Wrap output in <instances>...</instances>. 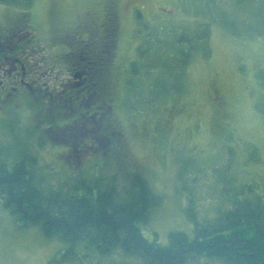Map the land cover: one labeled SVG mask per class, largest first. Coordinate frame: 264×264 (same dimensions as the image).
<instances>
[{
	"label": "rangeland",
	"instance_id": "1",
	"mask_svg": "<svg viewBox=\"0 0 264 264\" xmlns=\"http://www.w3.org/2000/svg\"><path fill=\"white\" fill-rule=\"evenodd\" d=\"M113 1L119 37L111 69V114L126 151L106 158L78 151L77 142L71 146L80 137L71 125L75 116H51L45 94L50 89L41 87L34 101L0 109V151L7 161L36 157L47 189L95 185L100 177L106 181L114 175L126 184L130 173H142L160 202L141 228L161 244L168 243L173 230L194 234L189 204L203 223L230 210L235 199L264 204V78L259 74H264V0H0V21H9L16 9L31 12L35 58L48 64L42 66L39 85L44 86L72 75L62 61V45L52 38L51 16L66 22L88 9L103 18ZM202 26L209 31L208 54L203 47L175 41L181 32ZM182 49L190 52L186 64L177 53ZM134 60L139 63L132 71ZM183 72L176 91L173 78ZM70 84L82 93L85 81ZM86 124L89 132L97 129L93 117ZM50 261L140 262L121 251L101 255L85 242L71 248L38 226L23 227L0 199V264ZM187 264L224 263L200 258Z\"/></svg>",
	"mask_w": 264,
	"mask_h": 264
},
{
	"label": "trees",
	"instance_id": "2",
	"mask_svg": "<svg viewBox=\"0 0 264 264\" xmlns=\"http://www.w3.org/2000/svg\"><path fill=\"white\" fill-rule=\"evenodd\" d=\"M208 35V28L202 26L192 33L181 32L175 41L194 49L203 47L208 54L204 46ZM177 53L186 64L190 52L182 49ZM137 63L139 60H134L130 70L135 71ZM259 74L264 78L262 72ZM184 75L175 74L174 90H181ZM160 84L165 88L167 82ZM3 154L0 151V199L4 207L21 226H38L71 248L87 241L101 255L119 250L139 259V264H187L202 257L224 264H264V204L260 200L235 199L230 210L204 223L198 222L189 204L186 214L194 222V234L173 230L168 243L161 244L147 238L141 228L160 202L142 173H130L126 184L114 175L106 181L100 177L95 185L47 189L42 185L36 157L24 155L10 164Z\"/></svg>",
	"mask_w": 264,
	"mask_h": 264
},
{
	"label": "flooded vegetation",
	"instance_id": "3",
	"mask_svg": "<svg viewBox=\"0 0 264 264\" xmlns=\"http://www.w3.org/2000/svg\"><path fill=\"white\" fill-rule=\"evenodd\" d=\"M114 6L113 1L103 18L88 9L66 22L51 16L55 25L52 38L57 45H62L61 58L72 75L67 81L45 82L44 86L39 83L48 64L45 63L47 60L43 63L42 59L35 58L36 38L30 35L35 23L31 12L16 9L9 21H0V109L11 108L23 99L34 101L38 97V89L48 88L50 90L45 94L48 95L46 101L51 104L48 107L51 116H55L53 112H58L61 117L75 116L71 125L75 123L74 129H78L80 137L71 146L77 142L75 147L78 151L89 150L106 158L125 152L122 132L111 114V69L119 37ZM48 70L52 69L45 71ZM80 78L85 81L82 93L70 84H75ZM91 117L97 124L93 132L87 130L86 124Z\"/></svg>",
	"mask_w": 264,
	"mask_h": 264
},
{
	"label": "bare ground",
	"instance_id": "4",
	"mask_svg": "<svg viewBox=\"0 0 264 264\" xmlns=\"http://www.w3.org/2000/svg\"><path fill=\"white\" fill-rule=\"evenodd\" d=\"M97 185H98V184H97ZM98 186H99V185H98ZM124 189H125V188H124ZM79 190H80V189H79ZM199 229H200V228H199ZM86 242H87V241H86ZM86 242H85V243H86ZM79 243H80V242H79ZM87 243H88V242H87ZM77 244H78V243H77ZM88 244H89V243H88ZM117 249H118V248H117ZM120 250H121V249H120ZM118 251H119V250H118ZM113 252H114V251H113ZM113 252H112V253H113ZM202 258H203V257H202Z\"/></svg>",
	"mask_w": 264,
	"mask_h": 264
}]
</instances>
